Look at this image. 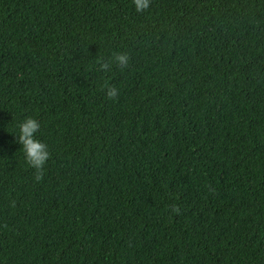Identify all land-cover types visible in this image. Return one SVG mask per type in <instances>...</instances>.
<instances>
[{
  "label": "trees",
  "instance_id": "1",
  "mask_svg": "<svg viewBox=\"0 0 264 264\" xmlns=\"http://www.w3.org/2000/svg\"><path fill=\"white\" fill-rule=\"evenodd\" d=\"M0 264H264V0H0Z\"/></svg>",
  "mask_w": 264,
  "mask_h": 264
},
{
  "label": "clouds",
  "instance_id": "2",
  "mask_svg": "<svg viewBox=\"0 0 264 264\" xmlns=\"http://www.w3.org/2000/svg\"><path fill=\"white\" fill-rule=\"evenodd\" d=\"M136 5V11L140 12L146 10L149 7V0H134ZM116 61L127 66V55L117 54ZM117 96L116 89L109 88L107 98L115 101ZM40 129V124L34 118H27L23 123L19 125V140L18 143L22 145L23 152L26 157V162L37 170L36 180L43 179V168L45 162L50 158L49 152L46 150V145L39 140L34 139V134ZM175 212H179V208L176 207Z\"/></svg>",
  "mask_w": 264,
  "mask_h": 264
}]
</instances>
